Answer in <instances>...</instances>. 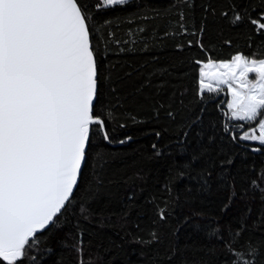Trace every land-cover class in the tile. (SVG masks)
<instances>
[{"label": "trees", "instance_id": "16d2710c", "mask_svg": "<svg viewBox=\"0 0 264 264\" xmlns=\"http://www.w3.org/2000/svg\"><path fill=\"white\" fill-rule=\"evenodd\" d=\"M82 3L106 127L92 126L71 203L20 264H234L250 248L264 264V146L238 139L226 90L198 94L195 63L264 52L251 23L264 0Z\"/></svg>", "mask_w": 264, "mask_h": 264}, {"label": "snow or ice", "instance_id": "6c2138e0", "mask_svg": "<svg viewBox=\"0 0 264 264\" xmlns=\"http://www.w3.org/2000/svg\"><path fill=\"white\" fill-rule=\"evenodd\" d=\"M127 2L96 0L94 6ZM92 19L82 0H0V264H20L39 234L56 223L78 188L92 126L106 127L96 111L101 67ZM184 19L181 13L177 23L186 33ZM242 20L237 13L231 22ZM251 23L264 30V13ZM196 44L206 51L202 41ZM195 63L198 94L226 86L230 119L256 122L240 139L264 145V52ZM104 139H110L106 132ZM258 256L250 248L234 264H256Z\"/></svg>", "mask_w": 264, "mask_h": 264}, {"label": "rangeland", "instance_id": "374dc122", "mask_svg": "<svg viewBox=\"0 0 264 264\" xmlns=\"http://www.w3.org/2000/svg\"><path fill=\"white\" fill-rule=\"evenodd\" d=\"M129 1V0H128ZM254 75L255 74H250V78H254ZM209 81L206 79L205 83H208ZM213 86L214 85V81H213ZM221 91L223 90H226V92L228 93V90H227V87L226 86H223L221 85ZM206 93V92H205ZM208 93V92H207ZM231 99V96L230 94L228 93V99H227V102ZM227 102H226V105H225V108H226V111L228 113V120L230 121V124H235L238 126V130H241L240 132V135L238 137V139L241 141V142H245V143H250V144H255L257 146H264V145H261L258 141H252V140H241L240 139V136H242L244 134L245 131H249L251 128L255 127L256 126V122H247V121H239V120H232L230 119V113L227 109ZM241 125H243V127H240Z\"/></svg>", "mask_w": 264, "mask_h": 264}, {"label": "water", "instance_id": "95a60500", "mask_svg": "<svg viewBox=\"0 0 264 264\" xmlns=\"http://www.w3.org/2000/svg\"><path fill=\"white\" fill-rule=\"evenodd\" d=\"M251 151H252L253 153H259V152H260V150L257 149V148H252ZM82 167H83V165H82ZM78 179H79V178H78Z\"/></svg>", "mask_w": 264, "mask_h": 264}]
</instances>
